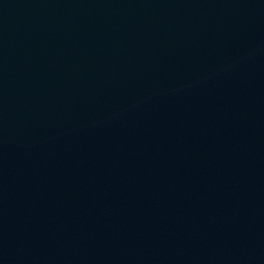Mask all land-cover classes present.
I'll use <instances>...</instances> for the list:
<instances>
[{
  "label": "water",
  "instance_id": "1",
  "mask_svg": "<svg viewBox=\"0 0 264 264\" xmlns=\"http://www.w3.org/2000/svg\"><path fill=\"white\" fill-rule=\"evenodd\" d=\"M0 264H264V0H0Z\"/></svg>",
  "mask_w": 264,
  "mask_h": 264
}]
</instances>
